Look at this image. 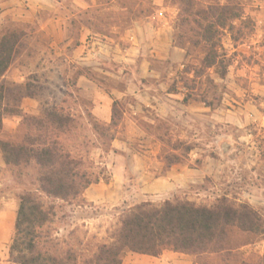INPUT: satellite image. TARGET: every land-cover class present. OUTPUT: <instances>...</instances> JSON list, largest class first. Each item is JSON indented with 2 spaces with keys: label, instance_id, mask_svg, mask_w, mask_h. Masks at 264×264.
Returning <instances> with one entry per match:
<instances>
[{
  "label": "crops",
  "instance_id": "1",
  "mask_svg": "<svg viewBox=\"0 0 264 264\" xmlns=\"http://www.w3.org/2000/svg\"><path fill=\"white\" fill-rule=\"evenodd\" d=\"M151 1L156 13L150 19L112 37L96 33L90 19L86 23L80 18L85 10L90 16L96 0H74L78 7L73 12L60 0H0L3 15L27 32L2 82L19 88L18 108L25 115L41 116L70 98L72 110L86 114L89 122L91 118L105 124L124 122L125 137L119 138V133L112 140L113 150L104 156L110 182L101 180L83 195L90 206H123L127 188H135L144 198H171L182 189L203 190L211 178L229 173L252 191L264 190V74H254L238 60L250 47L236 48L228 39L237 58L226 79L216 80L227 84L228 93L214 105L196 98L176 83L180 74L194 77L185 70L191 58L176 44L180 10L170 7L168 0ZM243 5L245 17L263 23L250 9L256 14L264 7L258 11L250 2ZM116 103L119 115L114 118ZM14 121L19 126L21 118ZM142 122L156 128L161 122H184L185 142L200 145L185 161L168 167L160 134L150 136ZM134 141L143 150L133 149ZM6 165L0 154V169ZM132 176L138 187H132ZM244 176H250V182ZM15 223V209L0 211V264H16L10 259ZM123 264L194 262L189 255L167 251L159 258L128 254Z\"/></svg>",
  "mask_w": 264,
  "mask_h": 264
},
{
  "label": "trees",
  "instance_id": "2",
  "mask_svg": "<svg viewBox=\"0 0 264 264\" xmlns=\"http://www.w3.org/2000/svg\"><path fill=\"white\" fill-rule=\"evenodd\" d=\"M144 2L149 7L144 17H150L156 7L151 0ZM172 3L179 6L178 29L183 31L176 35L177 46L186 50L190 58L193 53L202 57L199 69L186 66V72L194 73L196 79L214 71L220 79H226L237 52L228 55L224 38L229 35L237 48L256 34L257 22L244 16L241 0H228L224 4L219 0H173ZM26 38L25 27L14 23L0 31V150L7 165L35 162L40 168L39 190L48 197L65 202L82 199L85 191L100 183L101 178L90 173L84 160L65 148L63 136L71 133L74 122L67 121L62 108L47 109L38 117L23 114L18 104L9 110L13 93L2 79ZM186 88L190 90V86ZM190 98L188 95L185 102ZM115 106L114 118L119 115L117 103ZM7 117H20L21 122L17 135L5 138L2 136ZM91 121L100 136L117 124L115 121L105 124L93 118ZM185 158L168 156L165 160L170 167ZM53 213L52 208H47L32 194L20 197L10 246L12 262L123 264L128 254L159 258L169 251L192 256L195 264H264V255L256 262H249L242 252L246 246L264 241V220L248 204L236 205L226 198L209 208L188 201H167L161 207L143 203L125 212L110 241L97 245L94 250L63 248L58 238L44 232Z\"/></svg>",
  "mask_w": 264,
  "mask_h": 264
},
{
  "label": "rangeland",
  "instance_id": "3",
  "mask_svg": "<svg viewBox=\"0 0 264 264\" xmlns=\"http://www.w3.org/2000/svg\"><path fill=\"white\" fill-rule=\"evenodd\" d=\"M60 1L64 2V6L70 12H73L74 7H78L75 5L74 0ZM168 2L170 3V7L179 9L177 4L172 3L173 0H168ZM241 2L243 4L250 2L254 6H258V11L261 6L264 7V0H241ZM147 8H149L148 3L144 2V0H96V5L90 10V16L88 15V11L85 10V14H82L80 18L82 22L85 21L86 23L90 19L96 33L119 37L120 33H124L127 29L132 28L135 23L148 20L156 13L155 11L150 17H144L143 13ZM254 10L253 8L250 9L252 17L256 18L258 22L262 20L263 23L258 24L259 28L256 34L246 40L244 44H248L250 47L249 51L243 57L238 58V60H240V64L243 66H250L254 74L263 75L264 45L262 43H264V10L256 14L253 13ZM12 23L16 24L12 17H5L3 12L0 11V31L3 27ZM176 25L177 28L180 25L179 16ZM115 27L118 29L115 30ZM181 32L183 31L178 30V33ZM228 39H230L229 35L224 38L223 44L226 52L231 56L234 53L231 54L230 52ZM201 58L197 53H193V58L190 59L187 69L195 66L199 69L201 67ZM207 75L210 76V79L207 78ZM217 79L220 78L214 71L208 72L196 79L194 77L190 79L187 75L180 74L176 78V83L181 87L190 86V91L194 92L197 96L196 98H207L214 105L220 103L223 94L228 93L227 84L220 81L216 82ZM244 86H247V83H244ZM10 88L13 94L9 110H13L19 103V93L21 91L16 86H11ZM61 100L63 99L61 98ZM64 102L66 103L59 104V107L64 110L67 121L74 122V128L71 133L63 136L66 150L72 152L75 157L82 158L85 162V168L95 177H100L101 180H109L110 182V171L105 165L104 156L113 150L112 138H116L119 133V138H123L125 135L124 122H117L106 135L100 136L94 131L91 124L92 121L89 122L86 114L83 115L72 110L70 98H65ZM14 118L7 117L5 119L2 137L8 138L17 135L19 126H17ZM142 126L150 136H153L155 133L157 135L160 134L164 142L162 150L164 158L168 156H176L177 158L187 157L188 149L195 148L196 144L197 146L200 145L199 143L188 145L185 142L186 131L184 129V122H161L157 128L152 123L142 122ZM132 145L136 151L143 150L140 142L134 141ZM0 154L3 155L1 150ZM230 166L232 165L230 164ZM39 175L40 168L35 162L19 166L6 165L2 167L0 169V211L4 208H9L11 210L15 209L17 212L21 196L25 194L36 196L47 208H52L54 212L50 222L45 226L44 232H48L54 238H58L63 248L69 246L94 250L97 245L109 242L110 237L120 223L122 215L143 203H151L154 206L161 207L167 201H188L198 207L209 208L223 198H226L229 202L236 205L248 204L264 220V190L252 191L238 181V175H232L231 173L220 175L216 179L211 178L204 185L203 190L186 191L182 189L171 198H144L142 193L135 188L133 190L132 188H127L124 191L126 198L125 205L116 208L90 206L85 202L84 198L69 200L67 202L50 198L39 190ZM244 178L250 182V176H244ZM131 179L133 181L132 187H138L133 176ZM250 199L252 202L249 201ZM92 219L97 221L94 223ZM242 252L244 253L243 257L245 260L256 262L264 255V241L246 246L242 249ZM192 258L195 264L196 259Z\"/></svg>",
  "mask_w": 264,
  "mask_h": 264
}]
</instances>
